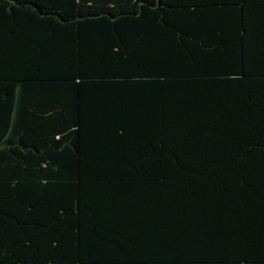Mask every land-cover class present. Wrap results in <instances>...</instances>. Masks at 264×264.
I'll return each mask as SVG.
<instances>
[{
    "label": "trees",
    "instance_id": "obj_1",
    "mask_svg": "<svg viewBox=\"0 0 264 264\" xmlns=\"http://www.w3.org/2000/svg\"><path fill=\"white\" fill-rule=\"evenodd\" d=\"M0 264H264V0H0Z\"/></svg>",
    "mask_w": 264,
    "mask_h": 264
}]
</instances>
